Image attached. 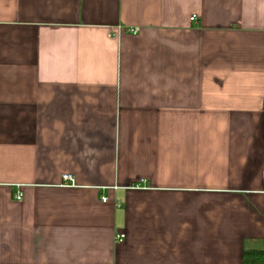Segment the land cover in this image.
Returning a JSON list of instances; mask_svg holds the SVG:
<instances>
[{
  "label": "crops",
  "instance_id": "crops-1",
  "mask_svg": "<svg viewBox=\"0 0 264 264\" xmlns=\"http://www.w3.org/2000/svg\"><path fill=\"white\" fill-rule=\"evenodd\" d=\"M263 246L264 0H0V264Z\"/></svg>",
  "mask_w": 264,
  "mask_h": 264
},
{
  "label": "trees",
  "instance_id": "trees-1",
  "mask_svg": "<svg viewBox=\"0 0 264 264\" xmlns=\"http://www.w3.org/2000/svg\"><path fill=\"white\" fill-rule=\"evenodd\" d=\"M243 264H264V246L261 249H245Z\"/></svg>",
  "mask_w": 264,
  "mask_h": 264
},
{
  "label": "built area",
  "instance_id": "built-area-1",
  "mask_svg": "<svg viewBox=\"0 0 264 264\" xmlns=\"http://www.w3.org/2000/svg\"><path fill=\"white\" fill-rule=\"evenodd\" d=\"M195 19V16H192L191 17V20H194ZM131 31L133 32V33H135L137 30L136 29H131ZM65 180H71L72 178H71V176H68V175H66L65 177ZM21 198V195H18L17 196V199H20ZM107 200V198H103V201H106ZM123 238H124V235H120V237H119V241H122L123 240Z\"/></svg>",
  "mask_w": 264,
  "mask_h": 264
}]
</instances>
